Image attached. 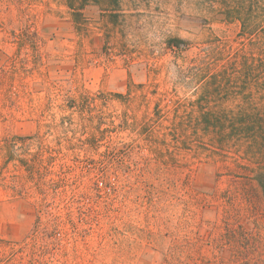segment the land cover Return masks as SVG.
I'll list each match as a JSON object with an SVG mask.
<instances>
[{
  "label": "rangeland",
  "instance_id": "obj_1",
  "mask_svg": "<svg viewBox=\"0 0 264 264\" xmlns=\"http://www.w3.org/2000/svg\"><path fill=\"white\" fill-rule=\"evenodd\" d=\"M0 264H264V0H0Z\"/></svg>",
  "mask_w": 264,
  "mask_h": 264
}]
</instances>
